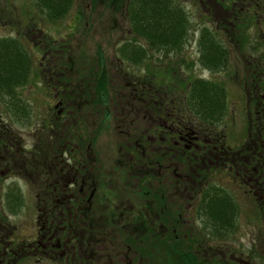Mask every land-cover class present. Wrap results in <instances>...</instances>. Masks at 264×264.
I'll return each mask as SVG.
<instances>
[{"label": "flooded vegetation", "instance_id": "obj_1", "mask_svg": "<svg viewBox=\"0 0 264 264\" xmlns=\"http://www.w3.org/2000/svg\"><path fill=\"white\" fill-rule=\"evenodd\" d=\"M194 2L197 11L192 15L182 8L189 28L190 16L199 21L194 24L197 61L199 34L206 32L213 39L211 46L219 51L214 56L224 63L209 71H225L227 83L238 90L236 115L245 126L243 133L225 134L217 127L223 119L205 129L185 120L183 90L174 86L157 93L165 90V82H154L148 69L143 76L149 82L131 75L123 81L128 94L122 92L123 85L111 95L105 70L107 99L89 103L86 93L95 86L97 57L90 69L76 60L74 64L69 55L64 60L73 65H63L54 40H34L32 31L40 28L30 23V41L42 55L36 65L30 61L29 81L37 80V86L50 96L48 120H42L29 145L20 130L0 118V191L9 186L19 190L22 182L35 190L29 239L14 237L18 232L7 222L5 209L0 210V264H16L27 257L35 264H153L152 232L154 227L163 228L153 221L174 218L166 214L169 205V211L177 212V234L183 236L185 206L195 203L194 191L206 183L224 190L236 206L238 200L255 205L258 219L264 220V0ZM133 40L145 44L141 60L150 59L147 41L136 35ZM178 51L166 50L163 56ZM102 62L106 68L103 58ZM170 72L177 73L173 68ZM121 100L126 107L119 106ZM128 113L135 117L129 118ZM92 116L96 120L91 124L96 125L83 132ZM107 126L114 128L118 149L113 151L99 143ZM92 131L96 134L91 135ZM124 139L131 140L132 151L121 150L119 141ZM121 156L130 164L123 173L125 182L117 165ZM22 195L17 210L24 205ZM157 195L164 206L158 209L162 217L154 208ZM218 247L202 246L196 254L218 256L224 264H251L241 248Z\"/></svg>", "mask_w": 264, "mask_h": 264}, {"label": "trees", "instance_id": "obj_2", "mask_svg": "<svg viewBox=\"0 0 264 264\" xmlns=\"http://www.w3.org/2000/svg\"><path fill=\"white\" fill-rule=\"evenodd\" d=\"M31 1L38 13L43 14L47 20L54 22L63 18L74 3L73 0ZM103 4L105 8L109 7L116 13L121 12L122 19L126 22L125 26L128 34L135 31L136 36L147 41L146 48L148 47V49L163 52L170 49H179L187 38L189 32L188 20L183 13L182 6L177 4L175 0H104ZM28 19L29 17H26L25 22ZM135 35L122 39L123 41L115 47L114 51H116L118 59L127 61L129 64L140 65L143 62L141 59L146 54V50L142 44L133 40ZM199 36L197 43L201 49V55L198 59L199 66L210 71L218 69V66H223L224 63L218 56H214V53L218 54L219 51H215L214 47L211 46L213 39L206 32L199 34ZM18 40L17 36L0 37V118H12L14 124L27 119L29 113L27 103L17 92L29 81L31 58ZM101 57V52H98L96 58L98 69L94 72L96 78L93 80L95 86L90 93H86L89 103L92 104L98 101L100 103L106 100L108 96V93H106L107 74ZM142 77L149 82L146 76ZM186 78L177 82L183 90L185 120L204 129L215 126L225 114L226 97H224V88L218 82L210 79L191 77V75ZM91 82L92 78L89 79L90 86L92 85ZM163 87H166L165 90H156V92L163 93V91L171 89L168 84ZM124 140L123 143L119 141L121 150L132 151L131 140ZM125 144H130V146ZM116 149H118L117 144ZM117 165L122 168L120 172L121 181L125 182L127 179L123 177V173L130 166L126 156H121ZM199 180L203 182L202 179ZM1 191V212L5 209L6 212L12 215L15 214L17 208L21 206L20 191L14 186H9ZM194 192L196 193L191 199L195 203L188 207L185 206L184 213L187 217L189 208H191L194 216V218H191L192 223L198 220L203 224V228L196 231L195 226L192 225L188 230V225H186L182 232L183 236L180 235L179 237L176 231L177 212L174 209L169 211L170 206L168 205L166 214L174 218L168 219V221L165 218L153 221L157 225L158 223L163 225V228H160L159 231L154 230L152 232L153 264H224L218 256H212V258L209 255L205 258L200 257L196 254V250L202 246L209 247L206 243V239L209 237L205 234L207 231L214 236V239L220 241L234 232L235 217L238 211L236 204L228 200V195L224 190L213 188L209 183L201 185ZM155 198L158 204L154 207L155 212L162 217L163 214L158 209H164V206L158 202L161 199L159 195ZM172 229L173 232H171ZM201 231H205V233ZM204 234L207 236L206 239L203 238ZM255 254L249 251L246 258L251 260ZM260 261L261 264H264V260Z\"/></svg>", "mask_w": 264, "mask_h": 264}, {"label": "rangeland", "instance_id": "obj_3", "mask_svg": "<svg viewBox=\"0 0 264 264\" xmlns=\"http://www.w3.org/2000/svg\"><path fill=\"white\" fill-rule=\"evenodd\" d=\"M73 1L74 3L67 11L68 13L63 18L55 20L54 22L47 20L43 14L38 13L31 0H0V37L17 36V38L20 39L19 41L21 45L24 46L25 52L30 55L31 62L35 65L42 55L40 54L41 52L37 51V44H33L35 47L32 45V42L35 39H53L54 41L52 43L55 44L57 48L55 53L63 56L62 58L59 57V60L63 61L69 55L73 60V63L74 60H76V63L89 66L88 69L95 65L94 58L97 57L98 52H101L106 65L105 70L108 74L109 83L107 90L110 95L112 92L117 94L115 89L123 86V81H126L131 75L143 76L144 73H146L145 69L149 70L148 76L152 75L153 77H151V79L154 82H158L159 85L165 82V85L168 84L171 89L174 86L179 87V83L177 82L187 79L186 77L189 75H191V77L198 76L202 79H215L218 82L220 81L223 87H226L225 97H227L225 114L221 117L223 120L220 124H217V127H219L221 131L223 130L225 134L227 132L228 134L232 133L237 135L238 133L244 132L245 126L242 124L243 122L240 120V117L236 115L239 109L238 104L236 103L239 99V94L237 93L238 90L234 89L227 83L228 77L226 76V72L221 71L212 74L209 70L198 65L196 57L197 49L195 45L198 28L195 29L194 24L199 21L195 20L194 22L193 16H190L189 18L190 28L189 33H187V38L180 46L178 52L163 56L164 52L160 50L148 49L147 52L149 53V56L152 54L151 58L146 59L140 65H133L120 58L118 59V55L116 54V51H114L115 47L123 41L122 39L128 38L129 36L125 26L126 22L122 19L121 12L116 13V11L111 10L109 7L105 8L103 4L104 0ZM88 1L90 4L87 3ZM175 1L188 12L187 14L190 13L192 15L194 11H197L195 2L193 4L194 0L192 2L190 0ZM26 17H29L27 22H25ZM31 21L40 28L39 31H32V34H35L32 36L34 37V40L32 41H30L31 36L28 34ZM200 26L202 25L200 24ZM205 26L210 29V26ZM140 44L145 46L142 42H140ZM73 63L68 62L66 64L64 60L63 65H67L68 67L73 65ZM235 63L241 66V62ZM171 68L176 70L177 74L171 72V76H169ZM128 88L129 87L125 88L124 85L122 92L128 94V92H126ZM177 91L180 92V89L177 88ZM17 93L27 103V107H29L27 119L19 125L12 123V118L10 119L6 117V119L10 121V126L15 131L20 130V134L22 135V138H24L25 143L30 145L33 141L31 135L35 136V134L38 133L39 124L48 120V117L45 116V112L47 111L46 105L49 106L50 96L45 95V93L42 92L40 87L37 86V80L35 79H30L27 84L18 89ZM119 106L124 108L126 107V104L121 100ZM138 115L140 117V114ZM128 117L132 119L135 115L128 113ZM95 120V117H89L88 124H85L86 128L82 131H91L93 126L96 125H92L91 123H95ZM113 129V126L110 128L107 126L104 130V135L101 136L99 140L100 145H102L103 142L106 149L109 151L116 149L114 141L116 138L112 133ZM91 134L94 135L95 131H92ZM11 178L10 174H8L6 180L9 181ZM19 190L23 193V208L21 207L13 215L6 212L9 216L7 217V222L14 226V232H18V235L14 237L18 236V239L23 238L27 240L31 237L33 233L32 229L34 227L35 210L33 205H35V190H30L23 182L21 183ZM0 193H2V191H0ZM255 207V205H249V203L238 200L236 206L238 211L237 216L235 217L236 222L233 230L234 232L220 241L219 239H214V236L209 233V231L205 233L206 229L205 231H201L209 236L206 239L207 236L205 234L203 235V238L206 239L207 246H210V248L212 246H219L218 249L220 250L228 247L241 248L243 256H245V259L248 262L251 264H261L260 260H264V220L258 219L259 216L256 215L257 210ZM188 213L187 217L185 216V219L183 220V227L186 228V225H188L187 228L189 230V228L194 225L196 231H200V229L203 228V224L197 219L195 223H192L191 218H194V216L192 215L191 208H189ZM154 230L156 231L157 228ZM201 232L199 233L202 234ZM249 251L256 253L251 260L246 258ZM16 264L35 263L32 261V258L27 257L21 262H16ZM43 264L48 263L43 262Z\"/></svg>", "mask_w": 264, "mask_h": 264}]
</instances>
